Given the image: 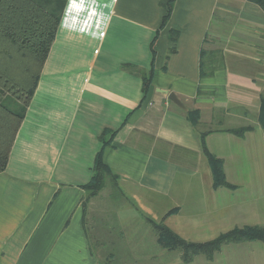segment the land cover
Instances as JSON below:
<instances>
[{"label":"crops","instance_id":"obj_1","mask_svg":"<svg viewBox=\"0 0 264 264\" xmlns=\"http://www.w3.org/2000/svg\"><path fill=\"white\" fill-rule=\"evenodd\" d=\"M170 1L67 0L0 173V264H110L120 243L133 256L169 252L150 222L191 243L264 227V11L248 0H174L169 11ZM217 49L225 68L201 78L202 50ZM150 72L151 103L130 124ZM105 131L115 135L103 147ZM201 134L230 187L215 186ZM100 152L118 185L85 205ZM178 261L264 264V242Z\"/></svg>","mask_w":264,"mask_h":264},{"label":"trees","instance_id":"obj_2","mask_svg":"<svg viewBox=\"0 0 264 264\" xmlns=\"http://www.w3.org/2000/svg\"><path fill=\"white\" fill-rule=\"evenodd\" d=\"M248 1L259 5L264 11V0ZM66 3L67 0H0V94L8 90L4 99L0 97V173L6 168L18 130L34 96ZM173 3L174 0L169 2V11L172 10ZM174 34L171 36L173 40H175ZM29 57L39 64L36 73H31L27 66ZM2 64H5L4 67ZM224 68L225 60L221 49L202 50L201 78L213 77L217 71ZM151 86L152 72L143 75L145 99ZM261 102L260 123L264 128V96ZM188 119L196 127L200 120L199 112L189 111ZM251 129L247 127L230 132L243 136ZM114 135L115 133L111 131H105L101 135L100 140L103 147L111 143ZM201 138L204 144L205 134H201ZM204 149L212 168L215 186L230 187L225 180L223 161L212 156L205 144ZM118 179V176L105 164L100 152L96 157L92 180L89 185L85 186L87 197L84 204L86 205L91 198L99 195L107 182L117 188ZM150 223L157 231L159 245L170 251L181 250L186 263H190L194 256L202 253L212 258L213 254L225 244L248 241L264 242V227L235 229L211 242L191 243L181 239L163 223Z\"/></svg>","mask_w":264,"mask_h":264},{"label":"rangeland","instance_id":"obj_3","mask_svg":"<svg viewBox=\"0 0 264 264\" xmlns=\"http://www.w3.org/2000/svg\"><path fill=\"white\" fill-rule=\"evenodd\" d=\"M2 61H3V63H5V59H3ZM4 65L5 64H2V67H4ZM38 65L39 64L36 61H34L32 57L28 58L27 66H28L31 73L32 72L36 73V71L38 70ZM6 91L8 92V90H6ZM7 92L0 94L1 99H4V97L7 95ZM5 101H6V98H5ZM108 184H109V182H107L106 186H108ZM153 235H154V233H153ZM119 246L123 247V248H118V247H116L115 249L113 247L109 248V250H108L109 253L114 256V257H111L114 259H112L110 264H184V263L178 261L179 257L183 254L181 250H175V251H169V252L166 251V252H164L165 254L160 255L161 251H159L160 250L159 247L157 248V250L155 248L154 249H150V248L145 249L144 247H142V248L138 249V250H140V252L136 251V253L133 256L132 255V252L134 251L133 248L132 249L124 248L127 245H124L122 243H120ZM151 250H152V254H155L157 256V257H155V259L146 258L144 256L145 251L147 253H150ZM114 254L118 255V256L116 257Z\"/></svg>","mask_w":264,"mask_h":264},{"label":"water","instance_id":"obj_4","mask_svg":"<svg viewBox=\"0 0 264 264\" xmlns=\"http://www.w3.org/2000/svg\"><path fill=\"white\" fill-rule=\"evenodd\" d=\"M154 91H155L154 87L151 86L150 89H149V92H148V94L146 96V99L143 102L141 108L139 110H137L132 115V117L130 118V120H129L130 124H134L144 114V112L147 110L149 104L151 103ZM169 100L171 102H173L175 105H177L178 107L186 110V106L177 98V96L174 93H170Z\"/></svg>","mask_w":264,"mask_h":264}]
</instances>
